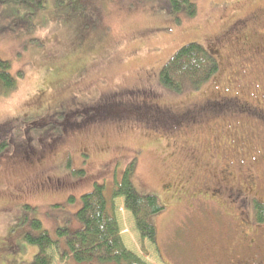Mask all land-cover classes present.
I'll return each mask as SVG.
<instances>
[{
  "label": "rangeland",
  "instance_id": "374dc122",
  "mask_svg": "<svg viewBox=\"0 0 264 264\" xmlns=\"http://www.w3.org/2000/svg\"><path fill=\"white\" fill-rule=\"evenodd\" d=\"M66 1L70 3L46 0L45 14L37 12L46 23L40 26L28 21L20 46L7 44L9 49L0 44V57L10 61L16 77L15 89L0 96V147L3 142L8 146L0 150V264L31 262L37 246L25 234L30 230L33 236L39 233L30 225L33 218L40 220L55 241L48 251L53 264H69V256L63 257L65 235L59 230L79 226L76 213L81 194L103 182L105 195L111 198V189L132 161L134 188L155 195L164 209L150 219L156 229L152 241L138 229L124 197L114 198L125 248L146 264H215L216 253L225 245L229 252L219 257L218 264H232L233 257L242 252L238 250L243 242L241 228L248 240L259 243L263 236H252L245 226L230 219L228 204L237 205L236 210L240 200L231 194L228 203V195L219 194L217 203L210 202L217 192L210 189H220L221 170L227 171L229 165L237 175V188L249 192L239 198L249 200L256 194L264 203V109L256 111V104L264 108V96L260 97L264 84L259 80L264 76L256 59L247 58V53L241 57L239 52L234 55L227 47H218L222 68L200 86L173 93L160 85L159 77L182 44L197 41L215 46L214 36L223 26L239 14L264 7V0H198L196 16L182 17L178 23L155 0H144L134 8L129 7L133 0H95L92 21L98 36L87 51L77 37L87 28L79 22V0ZM31 14L33 10L25 9L20 18ZM32 24L38 25L31 28ZM228 65L234 69L229 71ZM83 66L87 67L83 80L55 85L70 68ZM235 94L239 103L228 102L221 115L205 109L220 96ZM246 102L249 109L241 112L238 107ZM47 103L49 108L43 112ZM60 108L78 109V119L100 116L108 108L140 110L148 116L147 125L122 116L78 131L53 121ZM55 127L70 132L60 145L52 135ZM43 129L50 135L41 137ZM50 144L56 153L48 152L42 164H33L40 151L52 149ZM66 150L72 162L64 167L65 172L81 167V175L88 178L63 187L53 176H58L55 164L64 162ZM80 152L89 154L84 163ZM49 175L52 180L45 182ZM76 177L72 175L73 180ZM169 184L174 188L164 189ZM207 186L208 195L196 191Z\"/></svg>",
  "mask_w": 264,
  "mask_h": 264
},
{
  "label": "trees",
  "instance_id": "16d2710c",
  "mask_svg": "<svg viewBox=\"0 0 264 264\" xmlns=\"http://www.w3.org/2000/svg\"><path fill=\"white\" fill-rule=\"evenodd\" d=\"M58 1L62 2L63 0ZM88 1L89 3L85 5L84 3ZM98 1L100 0H97V2ZM136 1L138 3H135ZM142 1L144 0H133V3H131L132 5H129V7L134 8L137 4L142 3ZM155 1V5L165 9L167 11L166 14L171 15L174 22L176 23H178L182 17H195L198 12V0ZM65 2L70 3L66 0ZM93 2H95V0L78 1V17H81L79 22H82L81 25H83L85 28L87 26L86 31L77 33L81 47H85L83 48L84 51L91 49V47L94 45L96 36H98L97 33H94L96 30L98 31L97 24H93L94 21H92V18L96 17L92 13L97 8ZM25 9L33 10L34 14H31L26 18H20ZM45 9L46 0H0V44H10L12 47H14V45L20 46L21 38L24 35L23 29L28 24V21L30 22L31 20L33 22L34 20L36 23L40 24V26L46 23V20L40 17L38 14L41 13L44 15L45 11L43 10ZM156 12L159 11L156 10ZM36 16L37 19H35ZM38 24H32L31 28H36ZM60 43L62 42L60 41ZM213 45V43L206 45L205 43L202 44L197 41H189L178 47L168 59L167 63L163 65V68L160 71V85L165 89L172 91L173 93H179L186 87H198L210 80L212 77L216 76L218 71H220L222 68V61H220V58L218 57V46ZM7 48L10 49L11 47H8L7 45ZM228 68L229 71L234 69V67H231L230 65H228ZM78 69L75 67L70 68L59 78L58 81H55V85L59 86V83H65L69 79L75 81L83 80V78H85V71L87 70V67L84 68L83 66L79 69V72L81 73L79 78ZM241 71H243V69H241ZM74 75H76L75 79L73 78ZM89 84L90 83H88L86 86ZM15 85L16 77L11 73L10 61L0 57V96H7L10 94V92L15 89ZM256 85L259 87L261 86V84L258 85L257 82ZM261 88H264V86ZM48 106L49 105L47 103V105L44 107L46 110L43 112L47 111L49 108ZM210 106L211 108L205 107V109L211 111L212 113L218 112V115H221V112L224 111V109L222 110L216 103L212 105L210 103ZM166 108L168 110L171 109L170 107ZM75 111L78 113V109L66 110L60 108L55 112L56 115L53 118V121H57V123L62 124L63 127L67 126L75 128V130L82 131L91 124H103L106 122V120H110L112 117L121 118L122 116H131L137 119L136 122L139 121L142 122V124H146L148 118V116L140 110L139 112L134 110L122 112L114 108H108L105 111L103 109V114L100 116L91 115L89 119H83L82 117L81 119H78L77 117L80 115H76ZM169 112L172 114L171 110H169ZM158 119L159 118L156 120ZM34 121L36 122L37 120ZM32 125L30 124V126ZM42 127L43 126L40 125L39 130ZM62 129L63 128L55 127L52 133L57 145L66 142L69 137L68 133L70 134V132H67L65 129L64 131ZM46 130L47 129H43L40 132L41 137L43 135L45 137L50 135ZM45 143L46 141L44 144ZM52 143L53 142H51V144ZM51 144L49 146H51L52 149L40 151V153H38V158L43 157L44 160L48 152H51L52 154L56 153L55 145ZM7 147L8 146L3 142L0 150ZM40 147L38 148L39 150ZM65 153L66 154L64 158H66L65 160L63 159L64 162L60 161V164H55V167L58 169V176H53L55 177L56 182L63 187L70 184L72 185L75 182L88 178V176L85 177L81 175L84 171L81 167L79 169L71 167L67 173L65 172L64 167L68 166L72 162L70 151L66 150ZM80 153H82L80 162H86V156H89V154L86 152ZM33 164L38 165L37 162ZM77 169L78 171L80 170L81 173H78V171H76ZM125 170L126 171L121 177V181H116V185L111 189V198H108L105 195L106 185L103 182L95 183L90 191L83 192L80 196V207H78L76 213L79 226L75 229L69 230L64 228L59 230L65 235V247L63 249L65 252L63 257L69 256V264H72L71 260L77 264H146L142 259L125 248L120 236V228L115 214L113 199L116 197H124V206L134 215L138 229L143 234V236L152 241H154L156 238V229L150 219L152 215L161 212L164 209V206L155 195L142 194L134 188L132 183V176L134 174V161L129 163ZM234 174L235 173L233 172L232 177ZM72 175L75 177L77 176L78 178L76 177V179L73 180ZM243 176H245V174ZM51 178L52 176L49 175L47 178H44V180L46 182L48 180H52ZM70 199H72V196ZM252 199H255L256 201L252 203L254 208L247 206V212L252 214V218H246L247 222H251L252 224H264V203L258 200V195L256 194L253 195ZM228 205L230 206V204ZM25 207L29 208L30 206ZM224 208L226 207L224 206ZM232 209L233 207L230 208L231 211L228 212V215H230V219L236 224L238 223L240 216H235L236 214H230L232 213ZM30 225L35 231L39 232L37 235L33 236L32 230L29 229V233L25 234L27 241L32 245L37 246V250L33 256V259H31L30 264H53V257L49 255L48 251L55 241L53 238H51L48 231L43 228L39 219L35 220V218H33L30 221ZM238 250L243 251V249L240 248H238ZM185 260L187 261L189 259L186 258Z\"/></svg>",
  "mask_w": 264,
  "mask_h": 264
},
{
  "label": "flooded vegetation",
  "instance_id": "af4514ba",
  "mask_svg": "<svg viewBox=\"0 0 264 264\" xmlns=\"http://www.w3.org/2000/svg\"><path fill=\"white\" fill-rule=\"evenodd\" d=\"M255 8L246 14H243V15L239 14V17L236 20L235 18H233L226 25V27L223 26L221 31L217 33V35H215L214 37H216V45L220 47V49H224L227 47V51H231V52L234 51L233 52L234 55H236V53L239 52L241 57H244L245 54L247 53L248 54L247 58H252L253 60L256 59V61L254 62L256 63V65L260 66V73L264 76V33H263L264 32V7H255ZM258 78H256V81L258 80ZM259 80L262 81L264 84V78L260 77ZM257 83L259 84L260 82L258 81ZM262 96H264V94H260V97ZM238 99L239 98L236 96V94L231 95V96L230 95L220 96L218 98V102L216 103V100H215L211 103V105L216 103L218 107H220L223 110V108L228 105V102H231V103L238 102L237 101ZM208 106H210V102ZM208 106L207 108H211V106L210 107ZM256 107H257L256 109L257 112H260V109L261 110L264 109L263 107L258 106L257 104H256ZM238 108H240L241 112H243L249 109L248 103L247 105L246 104L240 105ZM41 159L42 157L38 158L37 163L42 164L43 162H41ZM227 168H229L227 171L223 169L221 170V176L223 177L222 184L220 183L219 185L217 184L220 189L218 190L217 189L215 190V188L210 189L212 193L217 191L216 193H214V195H212L213 200H211L210 202L217 203L216 198L219 196V194L228 195V200H230L229 197H231V194L234 195L232 199L236 198L241 201L240 204L238 205L239 209L235 210L237 205H235V207L231 206L233 207L232 210L235 211V213L233 212L232 213L236 214V216H240V219H238L239 220L238 223H240L241 226H245L244 228L247 230V232H251L252 236L254 237L259 236V238L263 236L262 238L259 239V243L257 241L255 242L254 239L253 241L248 240V237L245 235L243 228H241L239 233L242 234L241 237H242L243 242L240 243L239 248L243 249L244 251H242L241 253L239 252L240 255L237 256L236 258L233 257L234 261L232 264H264V224H259V223L252 224L251 222L248 223L246 219L248 217L252 218V214H249L247 212V209H248L247 206L254 208L252 204L254 203L252 202L253 195L249 196L250 198L249 200H245L244 198L243 199L239 198L241 195L249 194V192L247 193L246 188L245 189L237 188L238 183L237 185L235 183L237 175L234 174V176L232 177L233 170L229 167V165L227 166ZM252 184L253 186L255 185L254 182H252ZM167 188H174L173 184L167 185L164 189H167ZM196 191L200 195H203V196H205V194L208 195L209 186H207L206 189H202V190L197 189ZM252 193L253 191H251V194ZM219 205H223V204L219 203ZM231 207L229 206V209ZM211 245L212 244H209L207 247H210ZM223 247H224L223 250L221 251L218 250V253L215 252L216 255L219 254L216 259H213L215 264H218L221 261L219 259L220 256L223 258L224 256H227V253L229 252L228 247H226L225 245ZM208 253L211 256L213 253V248H212V251ZM197 255L201 256L198 253ZM226 259L230 260L231 256H230V259L228 257ZM197 261L198 259L195 260V263H197Z\"/></svg>",
  "mask_w": 264,
  "mask_h": 264
}]
</instances>
